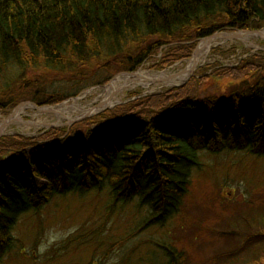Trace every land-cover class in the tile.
Segmentation results:
<instances>
[{
    "label": "trees",
    "instance_id": "trees-1",
    "mask_svg": "<svg viewBox=\"0 0 264 264\" xmlns=\"http://www.w3.org/2000/svg\"><path fill=\"white\" fill-rule=\"evenodd\" d=\"M251 25L264 26V0H0V108L29 99L57 104L136 71L160 49L174 45L170 54L179 61L188 56L183 43ZM258 59L247 66L256 79L229 96L170 94L109 112L129 132L100 148L87 143L73 153L65 138L28 144L0 138V149L15 151L0 157V263L13 248L20 216L41 207L45 196L107 189L117 202L145 210L139 230L162 228L180 214L200 152L264 156V59ZM36 69L67 76L59 95L46 98L53 87L30 86L29 71ZM35 180L47 183L37 197L29 185ZM158 245L162 264L180 263L181 251Z\"/></svg>",
    "mask_w": 264,
    "mask_h": 264
},
{
    "label": "rangeland",
    "instance_id": "rangeland-1",
    "mask_svg": "<svg viewBox=\"0 0 264 264\" xmlns=\"http://www.w3.org/2000/svg\"><path fill=\"white\" fill-rule=\"evenodd\" d=\"M242 31H251V38L213 40L208 54L190 74L186 75L185 70L205 38L183 43L186 47L181 53L188 56L182 60L175 61L171 56L170 51L177 52L171 45L170 50L160 49L135 71L148 77H184L180 84H139L135 72H119L106 84L89 85L78 97L65 98L55 106L38 107L29 99L21 102L35 106L24 105L16 113L17 104L6 110L0 108V138L18 137L12 139L18 144L65 138L74 153L86 149L87 143L106 146L120 137L121 131L129 132L127 126H118L109 116L120 114L121 106L131 105L132 101L170 94L178 99L229 96L236 85L256 79V73L248 72L247 66L264 59V26L251 25ZM260 73L264 74V67ZM125 76L128 87L114 96L112 105L102 107L103 88ZM27 79L34 89L53 87L45 96L52 99L59 95L60 82L65 83L67 76L36 69L29 71ZM69 94L65 91L62 95ZM64 104L77 109H69L65 113L69 119L61 120L52 110ZM138 106L137 101L133 108ZM89 107L88 114L80 111ZM14 152L1 148L0 157L13 158ZM198 158L200 167L192 172L180 214L162 228L139 230L145 210L135 201L117 202L107 189L45 196L41 207L20 216L13 231V248L0 264H162L165 256L158 243L181 251L179 264H264V156L204 151ZM29 185L37 197L45 193L47 183L35 180Z\"/></svg>",
    "mask_w": 264,
    "mask_h": 264
},
{
    "label": "bare ground",
    "instance_id": "bare-ground-1",
    "mask_svg": "<svg viewBox=\"0 0 264 264\" xmlns=\"http://www.w3.org/2000/svg\"><path fill=\"white\" fill-rule=\"evenodd\" d=\"M241 36L243 37V39L251 38V35L248 33L247 34L244 33ZM261 36L264 37V33H262ZM211 45H212V42L209 43V42H205V41L200 45L199 49L197 50V53L195 54V57H193V59L190 60V62L188 63L187 69L185 70L186 75H187V73L190 74L196 68L199 60L205 58V56L209 52ZM148 76L149 75L144 73V72H140V73L135 74V77L137 78V80H138L137 82L139 84L145 83V81L148 83H154L157 81H164L165 84L176 85V84L182 83L183 82L182 80L184 79V77L183 78L180 77V78L176 79L171 74H161V75L156 74V75H153L152 77H148ZM126 77H128V76H125L123 79H122V77L118 78V79L114 80L113 82H111L108 86L103 88L102 94L105 97V100L102 103V107L105 105L106 106L112 105L113 101H114V96H116L120 90L128 87L129 82L127 80H125ZM71 108L77 109L74 106H69V105L64 104V106H61L60 108H57V109L52 110V111L61 120H62V118L69 119V117H67L65 115V113H67L69 111V109H71ZM90 109H91V107H89L88 109L82 108V109H80V111H82L84 114H88V113H90ZM85 146L88 147V144H86Z\"/></svg>",
    "mask_w": 264,
    "mask_h": 264
},
{
    "label": "water",
    "instance_id": "water-1",
    "mask_svg": "<svg viewBox=\"0 0 264 264\" xmlns=\"http://www.w3.org/2000/svg\"><path fill=\"white\" fill-rule=\"evenodd\" d=\"M243 33H252V32L251 31H245V32L240 31V32H236V33H233V34H229V33H216L213 36L204 39L203 41L210 43L213 40L221 39V38H225V39H235V38L240 37ZM198 49L199 48L196 49L195 54L197 53V50ZM194 57H195V55H194ZM129 74L131 75V73H129ZM27 104H30V103H27ZM27 104H21V105H19L14 111L15 112L18 111L22 106L27 105ZM31 105H33V104H31ZM5 125H7V123Z\"/></svg>",
    "mask_w": 264,
    "mask_h": 264
}]
</instances>
